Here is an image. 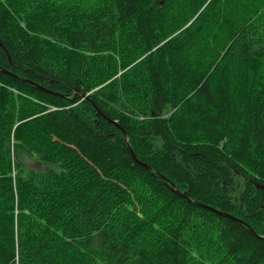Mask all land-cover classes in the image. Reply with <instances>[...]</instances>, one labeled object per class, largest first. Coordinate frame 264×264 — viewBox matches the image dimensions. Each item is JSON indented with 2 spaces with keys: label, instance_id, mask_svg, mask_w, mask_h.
<instances>
[{
  "label": "trees",
  "instance_id": "1",
  "mask_svg": "<svg viewBox=\"0 0 264 264\" xmlns=\"http://www.w3.org/2000/svg\"><path fill=\"white\" fill-rule=\"evenodd\" d=\"M261 186L264 0H0V264H264Z\"/></svg>",
  "mask_w": 264,
  "mask_h": 264
},
{
  "label": "water",
  "instance_id": "2",
  "mask_svg": "<svg viewBox=\"0 0 264 264\" xmlns=\"http://www.w3.org/2000/svg\"><path fill=\"white\" fill-rule=\"evenodd\" d=\"M9 61H10V58H9ZM39 89H41V88H39ZM41 90H42V89H41ZM110 123L113 124V125H115L120 131H122V133L124 134V137L127 136L126 132H125L120 126H118V124H117L116 122H114V121H110ZM133 158H134V157H133ZM134 159H135V158H134ZM148 169H149V168H148ZM149 170H150V169H149ZM255 187L258 188L259 185L255 184ZM260 188L264 190V186H261ZM175 192H176L178 195H181L182 197H185V198H186V196H185L183 193H180L179 191H176V190H175ZM207 208L210 209V210H212V211H214V212H216V213H218V214H220V213H219L218 211H216L215 209H212V208H210V207H207ZM251 232H252V234L256 235L254 231L251 230ZM256 236H258V235H256ZM258 237H260V236H258ZM261 238H263V237H261Z\"/></svg>",
  "mask_w": 264,
  "mask_h": 264
},
{
  "label": "rangeland",
  "instance_id": "3",
  "mask_svg": "<svg viewBox=\"0 0 264 264\" xmlns=\"http://www.w3.org/2000/svg\"><path fill=\"white\" fill-rule=\"evenodd\" d=\"M24 166L26 168H34L37 169L39 167V165L37 163L34 162V160L28 159L24 162Z\"/></svg>",
  "mask_w": 264,
  "mask_h": 264
}]
</instances>
